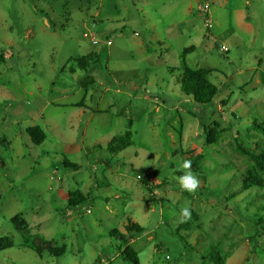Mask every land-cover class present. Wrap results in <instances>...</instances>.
Instances as JSON below:
<instances>
[{
  "label": "rangeland",
  "instance_id": "1",
  "mask_svg": "<svg viewBox=\"0 0 264 264\" xmlns=\"http://www.w3.org/2000/svg\"><path fill=\"white\" fill-rule=\"evenodd\" d=\"M0 54V264H131L113 231L140 264H264V182L242 188L235 140L264 147V0H0ZM185 66L217 72L209 105L182 92Z\"/></svg>",
  "mask_w": 264,
  "mask_h": 264
},
{
  "label": "trees",
  "instance_id": "2",
  "mask_svg": "<svg viewBox=\"0 0 264 264\" xmlns=\"http://www.w3.org/2000/svg\"><path fill=\"white\" fill-rule=\"evenodd\" d=\"M187 51L188 49L184 50L183 57H185ZM5 60V55L0 54V65L3 64ZM80 61L82 62L83 60L80 59ZM215 73L217 72L213 69H192L185 66L183 71L179 75V80H177V83L180 84L182 92L184 93V95L190 98V101H193L198 106L209 105L213 101V99L219 94V88L216 86V84L211 81V77H213ZM129 125L131 127V121ZM214 125L215 127H217L218 124L214 123ZM253 128L257 132H260L262 135H264V123H257L255 120L253 122ZM205 131L207 142H212L213 138L217 136L216 129L212 127H206ZM26 132L35 145L42 144L46 138L43 128L39 126L29 127L27 128ZM132 136V131L128 130L123 136L113 138L111 145H113L114 142H120V145L125 149L132 145ZM235 140L236 150L241 155H244V157L247 158L250 163L246 178L243 180L242 188L244 190H248L253 188L254 186L261 187L264 182V147L261 146V148L259 147V145L258 148L251 146L243 147L239 133H237ZM3 163V160L0 159L1 166L3 165ZM63 163L68 168L78 169L77 164H72L70 162H67L66 160H64ZM140 172H143L142 169H139L138 173ZM143 184L146 186L149 185L145 181H143ZM148 190L152 195H155L154 188H148ZM154 201L157 202L156 199H154ZM88 204L89 198L87 196H84L80 192H74L72 196L68 199V205L76 211L79 210L80 207H84ZM127 229L130 233L134 232L136 234H140L145 231L144 228L140 227L139 225L127 226ZM111 234H116L117 237L125 243V248L123 249V256L125 261L131 264H140L136 252L131 246H128L125 236H123L117 231H113ZM4 243H6V241H4ZM7 248H10V246H4L3 250ZM31 249L35 250L36 248L31 246ZM212 256L213 257L210 259L213 264H223L222 260L220 259V254L218 255L214 253L212 254Z\"/></svg>",
  "mask_w": 264,
  "mask_h": 264
},
{
  "label": "clouds",
  "instance_id": "3",
  "mask_svg": "<svg viewBox=\"0 0 264 264\" xmlns=\"http://www.w3.org/2000/svg\"><path fill=\"white\" fill-rule=\"evenodd\" d=\"M178 171L183 174L177 177V182L182 191H187L189 193H195V191L200 186L199 178L192 171L191 160L184 159L183 162L178 166ZM181 222H187L191 218V210L189 207H182L181 212Z\"/></svg>",
  "mask_w": 264,
  "mask_h": 264
},
{
  "label": "built area",
  "instance_id": "4",
  "mask_svg": "<svg viewBox=\"0 0 264 264\" xmlns=\"http://www.w3.org/2000/svg\"><path fill=\"white\" fill-rule=\"evenodd\" d=\"M95 43H96V41H95Z\"/></svg>",
  "mask_w": 264,
  "mask_h": 264
}]
</instances>
